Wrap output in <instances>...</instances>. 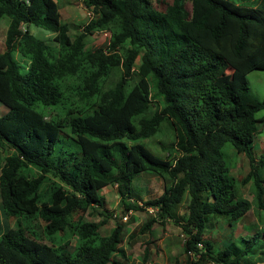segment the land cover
Masks as SVG:
<instances>
[{
	"label": "trees",
	"instance_id": "trees-1",
	"mask_svg": "<svg viewBox=\"0 0 264 264\" xmlns=\"http://www.w3.org/2000/svg\"><path fill=\"white\" fill-rule=\"evenodd\" d=\"M83 3L94 18L72 38L54 0H0V19H9L0 53L8 109L0 117V205L12 223L0 235V264H129L124 224L105 234L107 217L84 216L106 210L108 186L125 211H143L144 190L133 184L142 173L164 187L141 203L189 237L186 261L174 264H262L264 229L221 246L204 233L214 219L233 226L252 206L235 192L226 144L246 157L242 183L252 181L253 203L264 211V155L257 162L253 153L264 99L246 78L264 66V0ZM30 26L55 34L57 46ZM95 31L110 33L106 48L86 47ZM15 53L29 63L26 72ZM228 70L237 78L218 83ZM150 78L162 104L150 98ZM161 133L165 157L145 143Z\"/></svg>",
	"mask_w": 264,
	"mask_h": 264
},
{
	"label": "rangeland",
	"instance_id": "rangeland-1",
	"mask_svg": "<svg viewBox=\"0 0 264 264\" xmlns=\"http://www.w3.org/2000/svg\"><path fill=\"white\" fill-rule=\"evenodd\" d=\"M59 6L61 21L69 26V35L73 38L82 32L84 25L88 24L94 16L92 12L86 8L83 0H54ZM156 4V3H155ZM157 6V5H156ZM9 24L7 17L0 19V53L5 49V35ZM30 32L35 37L43 40L49 46H57L54 40L55 34L46 32L42 28L30 26ZM110 33L108 31H95L86 37V47L95 50L97 48H106L109 42ZM15 58L20 67V71L26 72L29 66L19 54L15 53ZM237 74L231 70L226 71L218 80V83H231L237 78ZM247 81L251 93L260 100L264 99V66L262 65L255 71L247 75ZM153 79H149L151 86L150 98L153 102L162 104V98L157 95ZM7 108L0 103V117L7 113ZM257 118H263L264 109L256 114ZM259 132L254 139V156L258 162L264 155V121L258 124ZM166 140V134H159L149 141H145L149 149L155 154L165 157L166 153L160 150V143ZM222 151L225 154L231 169V174L236 178L235 192L238 197L248 200L252 203L247 214L233 226L229 225L226 219H214L213 225L209 227L204 238L214 242L216 246L226 244L230 240H236L240 236L252 235L260 229H264V211L257 209L253 203V184L250 181L247 184L242 183V179L246 176L248 170V161L242 154H236L235 151L226 144ZM3 159L4 154L0 153ZM1 164V159H0ZM145 174V173H144ZM264 174V173H263ZM139 178V179H138ZM134 186L144 190L142 201L147 198L159 197L163 192L164 184L157 176L139 175L133 182ZM101 194L106 200V210L89 211L84 216L86 221L100 222L107 217V222L102 226V233H109L115 223L124 224L123 242L121 248L126 252L129 264H174L175 262L183 263L186 261L184 247L189 238L177 222L171 220H161L155 218L149 232L140 233L142 228L153 219L149 214L143 211L129 210L125 211L121 205L120 197L117 193L116 186H108L103 189ZM189 197L186 194L184 202L178 207L177 221L185 217L186 205ZM101 214H104L101 216ZM127 216V221H123V217ZM12 227V223L7 220L2 213L0 205V235ZM133 234V235H132ZM131 235L133 237H131ZM74 241L69 247V251L73 248ZM189 260L196 263L197 257L189 255ZM199 264H210L202 261ZM264 264V262L262 263Z\"/></svg>",
	"mask_w": 264,
	"mask_h": 264
},
{
	"label": "built area",
	"instance_id": "built-area-1",
	"mask_svg": "<svg viewBox=\"0 0 264 264\" xmlns=\"http://www.w3.org/2000/svg\"><path fill=\"white\" fill-rule=\"evenodd\" d=\"M132 201V200H131ZM140 207L144 209V211L149 214L152 218H157L159 209L153 206H144L141 202L137 203ZM127 216H124L122 219L123 221H127Z\"/></svg>",
	"mask_w": 264,
	"mask_h": 264
},
{
	"label": "crops",
	"instance_id": "crops-1",
	"mask_svg": "<svg viewBox=\"0 0 264 264\" xmlns=\"http://www.w3.org/2000/svg\"><path fill=\"white\" fill-rule=\"evenodd\" d=\"M142 174H143V175H151V176H155V175L148 174V173H145V174H144V173H142ZM142 174H140V175H142ZM138 176H139V175H138ZM138 176H137V177H138ZM157 177H158V176H157ZM138 179H139V178H138Z\"/></svg>",
	"mask_w": 264,
	"mask_h": 264
}]
</instances>
